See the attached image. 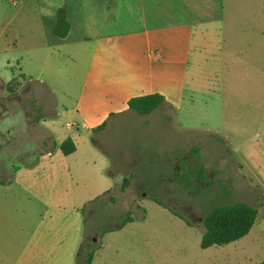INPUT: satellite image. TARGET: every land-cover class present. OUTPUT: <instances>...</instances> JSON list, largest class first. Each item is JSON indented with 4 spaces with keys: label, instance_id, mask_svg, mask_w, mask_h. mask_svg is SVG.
Wrapping results in <instances>:
<instances>
[{
    "label": "rangeland",
    "instance_id": "374dc122",
    "mask_svg": "<svg viewBox=\"0 0 264 264\" xmlns=\"http://www.w3.org/2000/svg\"><path fill=\"white\" fill-rule=\"evenodd\" d=\"M13 1L0 0V11L14 19L19 62L0 75L23 67L26 81L18 95L16 85L0 88V264H86L91 255L92 264H260L264 0H224L217 32L202 37L203 54L215 56L190 69L162 43L134 37L138 46L102 66L108 88H83L82 55L44 65L40 32L39 46L24 47L33 33L23 24L37 23V7ZM156 93L164 102L150 115L127 105ZM67 138L71 155L60 150ZM236 203L258 211L249 235L202 249L206 215Z\"/></svg>",
    "mask_w": 264,
    "mask_h": 264
},
{
    "label": "crops",
    "instance_id": "0c3cea01",
    "mask_svg": "<svg viewBox=\"0 0 264 264\" xmlns=\"http://www.w3.org/2000/svg\"><path fill=\"white\" fill-rule=\"evenodd\" d=\"M35 3L37 23L23 24V30L33 33L25 40L24 47L39 46L37 35L40 32L47 48L44 65L59 56L75 59L82 55L85 61V78L81 83L83 88L92 87L93 85L88 84L90 81L108 88L100 79L104 76L102 66L118 62L116 53L122 46H138L140 41L134 39L136 36H145L150 44L162 43L157 45L162 53L165 50L171 62L184 64L186 69H190L193 60L197 63L207 62L215 55L214 52L211 57L203 54L207 39L202 37H208L210 33L214 35L217 25L224 19V0H35ZM59 9L66 11L71 25L70 32L64 39L54 34ZM13 22L14 19L8 20L3 11H0V67L3 68H6V63L10 65L19 62L14 53L20 46L19 36L14 31V39H11L8 33ZM71 49L73 53L70 52ZM33 57H37L40 65L38 56ZM87 67L91 69L88 71ZM97 69L100 70L99 73H96ZM23 70L22 67L12 76L7 73L6 79L0 75L1 90L7 91L8 86L16 79L19 87L13 95H18V91L24 89L22 80L26 81ZM113 75L115 78L116 74ZM129 84L133 85L131 82ZM117 85L120 86L121 83L118 82ZM6 103V106L21 105L19 100L13 102L10 98ZM103 124L98 130L105 128L106 123ZM101 126L103 127L100 129ZM74 143L76 145L75 141Z\"/></svg>",
    "mask_w": 264,
    "mask_h": 264
},
{
    "label": "trees",
    "instance_id": "16d2710c",
    "mask_svg": "<svg viewBox=\"0 0 264 264\" xmlns=\"http://www.w3.org/2000/svg\"><path fill=\"white\" fill-rule=\"evenodd\" d=\"M70 29L71 25L67 19L66 11L59 9L56 15L54 34L64 39L69 34ZM15 85L19 87V82L16 79L8 86V91H12ZM163 102V96L152 94L133 98L128 105L137 114L144 116L151 114ZM60 150L64 155H71L76 151V145L71 138H67L61 143ZM127 183L128 180L125 179L124 185ZM257 221V209L245 203L215 208L204 219L205 232L201 239V248L222 247L238 242L249 235ZM92 261L93 256L91 255L88 257L86 264H92ZM260 264H264V260Z\"/></svg>",
    "mask_w": 264,
    "mask_h": 264
},
{
    "label": "built area",
    "instance_id": "2783aa9c",
    "mask_svg": "<svg viewBox=\"0 0 264 264\" xmlns=\"http://www.w3.org/2000/svg\"><path fill=\"white\" fill-rule=\"evenodd\" d=\"M10 1H12L13 5H17V3L15 1H13V0H10ZM68 127L71 128V127H73V125L68 124Z\"/></svg>",
    "mask_w": 264,
    "mask_h": 264
}]
</instances>
